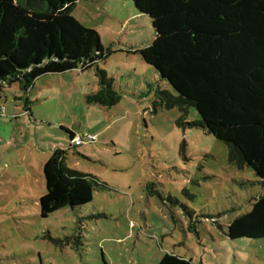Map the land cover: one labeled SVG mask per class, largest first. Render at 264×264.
Wrapping results in <instances>:
<instances>
[{
	"label": "rangeland",
	"instance_id": "374dc122",
	"mask_svg": "<svg viewBox=\"0 0 264 264\" xmlns=\"http://www.w3.org/2000/svg\"><path fill=\"white\" fill-rule=\"evenodd\" d=\"M72 15L112 54L88 70L44 75L27 93L2 86L0 264H158L165 255L264 264V240L228 237L264 184L193 125L194 107L184 114L161 104L159 91L176 92L135 53L154 41L150 16L131 0H79ZM98 69L122 95L116 106L87 102L99 89ZM69 131L83 144L75 146ZM58 149L67 151L69 169L99 185L91 203L43 218V168Z\"/></svg>",
	"mask_w": 264,
	"mask_h": 264
},
{
	"label": "trees",
	"instance_id": "16d2710c",
	"mask_svg": "<svg viewBox=\"0 0 264 264\" xmlns=\"http://www.w3.org/2000/svg\"><path fill=\"white\" fill-rule=\"evenodd\" d=\"M78 1L0 0V92L17 84L27 93L44 75L88 70L110 57L99 33L72 15ZM131 1L155 29L153 43L135 53L177 94L159 91L161 104L184 114L194 107L200 119L193 125L225 143L229 162L248 166L264 184V0ZM97 76L88 104H119L113 79L100 69ZM66 154L58 149L44 165L43 218L94 199L96 179L69 169ZM228 237L264 240V196L230 223ZM158 264L194 263L165 255Z\"/></svg>",
	"mask_w": 264,
	"mask_h": 264
},
{
	"label": "built area",
	"instance_id": "2783aa9c",
	"mask_svg": "<svg viewBox=\"0 0 264 264\" xmlns=\"http://www.w3.org/2000/svg\"><path fill=\"white\" fill-rule=\"evenodd\" d=\"M88 140L91 141V142H94V141L96 140V138H95V137H92V138H88ZM83 142H84V141H83V139H81V138H78V139H77V138L75 137V139L73 140V143H74L75 146H80V145L83 144Z\"/></svg>",
	"mask_w": 264,
	"mask_h": 264
},
{
	"label": "crops",
	"instance_id": "0c3cea01",
	"mask_svg": "<svg viewBox=\"0 0 264 264\" xmlns=\"http://www.w3.org/2000/svg\"><path fill=\"white\" fill-rule=\"evenodd\" d=\"M75 137H76V135H75Z\"/></svg>",
	"mask_w": 264,
	"mask_h": 264
}]
</instances>
